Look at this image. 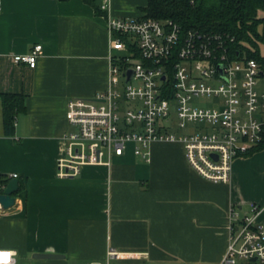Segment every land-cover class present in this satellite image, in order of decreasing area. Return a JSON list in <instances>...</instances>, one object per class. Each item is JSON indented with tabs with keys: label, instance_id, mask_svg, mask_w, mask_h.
Wrapping results in <instances>:
<instances>
[{
	"label": "crops",
	"instance_id": "crops-1",
	"mask_svg": "<svg viewBox=\"0 0 264 264\" xmlns=\"http://www.w3.org/2000/svg\"><path fill=\"white\" fill-rule=\"evenodd\" d=\"M0 3V94L26 96L11 137L0 100V173L24 183L15 206L0 217V249L17 251L21 264L101 262L109 248L122 254L119 264H220L232 207L251 203L240 200L232 182L199 176L181 144L154 143L149 163L130 149L111 168L88 166L80 177H57L71 130L69 100L92 98L108 85L107 16L141 18L148 0H110L100 15L85 0ZM37 44L43 50L35 68L14 61ZM248 161L233 170H246Z\"/></svg>",
	"mask_w": 264,
	"mask_h": 264
},
{
	"label": "built area",
	"instance_id": "built-area-1",
	"mask_svg": "<svg viewBox=\"0 0 264 264\" xmlns=\"http://www.w3.org/2000/svg\"><path fill=\"white\" fill-rule=\"evenodd\" d=\"M109 7L110 0H102L101 10ZM106 27L108 85L92 98L69 100L71 130L57 177H80L88 166L111 168L130 149L149 163L151 146L167 142L184 147L203 179L229 184L235 160L264 142V64L240 54L233 59L235 38L229 35L186 31L172 20L107 16ZM42 50L37 44L13 59L35 68ZM207 100L213 103L198 104ZM9 182L0 183V194ZM6 210L0 203V217ZM229 216L230 240L220 264H264V205L232 207ZM3 253L8 256L0 255V264H18L17 251ZM121 255L109 248L104 261L89 264H119Z\"/></svg>",
	"mask_w": 264,
	"mask_h": 264
},
{
	"label": "trees",
	"instance_id": "trees-1",
	"mask_svg": "<svg viewBox=\"0 0 264 264\" xmlns=\"http://www.w3.org/2000/svg\"><path fill=\"white\" fill-rule=\"evenodd\" d=\"M93 5L96 12L106 14L96 0H85ZM143 19L172 20L186 31L221 33L235 38L230 44L231 56L239 59L245 56L264 64L260 43L264 44V0H148L143 9ZM3 108L4 130L8 137L15 134L17 117L26 111L24 94H0ZM264 150V142L242 157H250ZM9 179L0 173V183ZM24 183L20 181V192ZM18 193V194H19ZM16 194V195H18Z\"/></svg>",
	"mask_w": 264,
	"mask_h": 264
},
{
	"label": "rangeland",
	"instance_id": "rangeland-1",
	"mask_svg": "<svg viewBox=\"0 0 264 264\" xmlns=\"http://www.w3.org/2000/svg\"><path fill=\"white\" fill-rule=\"evenodd\" d=\"M260 49L262 56H264L263 43H260ZM209 103L212 104L213 101H198L199 105H208ZM247 160L250 161L246 162L244 165L247 166L246 170H233L231 184L232 186H236L237 194L241 201H245L246 204H258L260 199L264 197V150L250 157L237 158L233 164V167L237 162ZM261 205L263 206L264 204ZM18 260L21 264V256L18 257Z\"/></svg>",
	"mask_w": 264,
	"mask_h": 264
},
{
	"label": "water",
	"instance_id": "water-1",
	"mask_svg": "<svg viewBox=\"0 0 264 264\" xmlns=\"http://www.w3.org/2000/svg\"><path fill=\"white\" fill-rule=\"evenodd\" d=\"M131 79V73L128 81ZM20 191V182L18 179H12L3 194H0V203H2L5 209H11L16 203V194ZM36 259H60L63 256L55 254H35Z\"/></svg>",
	"mask_w": 264,
	"mask_h": 264
},
{
	"label": "snow or ice",
	"instance_id": "snow-or-ice-1",
	"mask_svg": "<svg viewBox=\"0 0 264 264\" xmlns=\"http://www.w3.org/2000/svg\"><path fill=\"white\" fill-rule=\"evenodd\" d=\"M0 255H3V256H5V257H7V256H8V254H7V253H3V254H0Z\"/></svg>",
	"mask_w": 264,
	"mask_h": 264
}]
</instances>
